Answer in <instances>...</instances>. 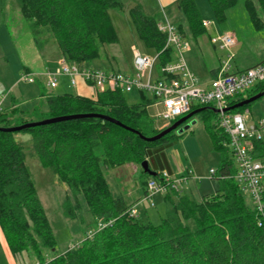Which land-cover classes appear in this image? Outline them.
Listing matches in <instances>:
<instances>
[{
	"label": "trees",
	"instance_id": "obj_1",
	"mask_svg": "<svg viewBox=\"0 0 264 264\" xmlns=\"http://www.w3.org/2000/svg\"><path fill=\"white\" fill-rule=\"evenodd\" d=\"M15 1L29 23L28 29L36 45H41L40 34L49 35L69 62L89 65L99 55L101 45L118 39L109 10L120 9L124 0ZM207 1L215 21L220 24L226 20V10L237 0ZM257 2L264 11V0ZM3 4L0 0V17ZM176 4L191 34H205L195 1L176 0ZM129 16L146 48L160 52L166 35L158 29L155 16L146 15L139 4L129 9ZM248 18L255 29L263 27L251 4ZM175 28L180 34L181 25ZM172 50L166 47L159 53L158 66L170 61ZM262 90L264 81L257 82L227 98L226 105L231 107ZM41 96L47 107L45 114L37 111L38 105L27 112L12 104L8 109H0V127L61 115L98 113L146 137L163 129L155 126L149 117L147 108L151 99L145 93H140L138 103H128L119 90H105L96 98L73 92L43 91ZM252 102L226 111L241 113ZM200 107L205 109L196 114L201 115L214 148L221 152L212 176L219 187L200 200L185 193L172 199L167 191L164 200L170 201L171 206L157 224L129 215L131 204L122 196H112L104 168H116L125 163L141 167L148 155L176 136L174 130L149 141L100 117L64 120L18 131L0 130V228L10 253L16 255L30 249L36 255L35 264H264V189L261 212L244 203L240 187L233 178L236 168L228 158L229 148L223 145L227 136L216 125L218 114L210 105ZM196 108L199 107L192 110ZM214 117L216 121L212 124ZM16 133L29 134L30 142L18 141ZM156 145L160 146L156 148ZM152 148L154 151L150 150ZM253 156L264 161V138L254 140ZM26 157L37 158L74 196L75 205L69 197L63 203L66 217H77L78 195L83 196L91 215L93 233L86 234L81 242L61 254L51 257L46 254V250L55 248L56 240L37 196ZM141 174L147 179L152 177L142 168ZM157 176L158 171L153 177ZM143 182L145 192L147 180ZM189 219L194 222L193 228L186 223ZM98 220L105 224L102 228H97Z\"/></svg>",
	"mask_w": 264,
	"mask_h": 264
},
{
	"label": "rangeland",
	"instance_id": "obj_2",
	"mask_svg": "<svg viewBox=\"0 0 264 264\" xmlns=\"http://www.w3.org/2000/svg\"><path fill=\"white\" fill-rule=\"evenodd\" d=\"M194 1L199 16L210 23L208 27H205L206 33L199 36L191 34L185 19L177 8L176 1L170 4H161L158 0H124L120 9L109 10L110 19L118 37L117 41L101 45L99 55L92 59L89 65L103 70L132 74L134 71L132 55L134 49L139 50L143 54L151 55L154 53L153 50L146 48L142 40H140L131 22L129 9L135 4H139L146 15L155 16L158 22L164 23L165 18H167L174 26L177 24L181 25V33L178 34L187 45L183 57L189 69L194 72L199 80L209 76L210 70L217 64L218 58L221 60L226 58L225 52L218 49L210 40V34L218 33L221 30L232 31L236 40L234 46L239 44L238 52L229 61L230 66L235 64L238 67H246L264 57V11L259 7L257 0H237L235 5L226 10V20L220 24L215 21L207 0ZM3 2L2 17H0V96L1 92H7L9 94L8 97L14 95L17 98L28 100L35 94L33 83L18 79L22 77V74H32L36 80L37 76L26 70L22 74L20 73L18 53L15 51L14 45H18V48H23L24 39L28 36L29 46L39 53L42 59L47 60L59 56L57 58L59 63L64 57H62L56 43L49 35L40 34L38 38L41 41V45L37 46L31 31L28 29L29 23L22 16L16 1L3 0ZM249 3L254 6L263 23V27L260 29H255L249 21ZM13 28L21 36L20 39H13L9 36L7 29L13 31ZM11 35L12 37L14 36L13 33ZM171 48L173 50L170 52L169 60L177 58L179 53L176 48ZM52 70L44 71L45 80L48 73ZM65 79L67 78L59 76L58 80L64 81ZM36 80L35 83L37 82ZM2 82H5V84ZM66 83L68 84L65 80ZM60 85L58 87L55 86L56 88L48 87L45 93L63 92L64 89ZM90 86L93 87V92L89 97L96 98L100 92L105 91L92 85ZM74 87L76 86L68 85L67 92L74 93L76 91ZM123 95L128 103L140 102V93L125 92ZM145 96L149 98L150 94L146 93ZM7 102L4 101L2 106L7 104ZM44 103L43 97V100L37 104V111L40 114H45L47 111ZM23 106L20 107L18 105L19 109L26 111L25 105ZM159 109L160 107L154 106L147 108L149 117L155 126H159L162 123V118L157 117ZM31 110L28 108L27 112ZM243 114L249 117L250 122L264 116V96L247 106ZM26 116L28 117V115ZM216 119L215 117L211 119L212 124ZM191 120H194V123L188 129L179 133V128H176L174 130V135L176 136L172 137L166 146L145 158L152 170L155 169L158 172L163 170L169 172L168 170H170V177H181L186 175L188 168L192 169L193 178H189V181L183 182V184L177 183L178 190H169L172 199H176L177 195L185 193L200 200L203 195L213 194L219 187L218 181L211 176L209 170L217 169L221 152L214 148L211 137L204 127L201 115H194L188 122ZM15 138L24 144L30 142V135L27 133H16ZM159 146L156 145L155 147ZM154 149L150 150L154 151ZM227 154L235 166L230 149H228ZM25 162L34 180L37 196L56 240L55 248L46 250V254L50 257L61 254L69 247L81 242L86 234L89 236V232L93 233L91 215L87 209L86 202L83 196L78 195L80 206L75 209L77 217L73 219L66 217L63 207L65 199L69 197L72 205H75V198L74 196L72 197L67 186L60 183L48 168L41 165L37 158L26 157ZM104 174L112 196H122L127 204L132 205L139 200L136 206L134 205L136 218L139 221L157 224L171 206L170 201L164 200V193L156 192L152 194L150 200L144 198L145 192H143L142 185L145 183L143 181L148 179L142 176L139 164L125 163L116 168H104ZM242 199L247 206L252 207L251 199L247 192L242 193ZM186 223L190 228L194 227L193 220L189 219ZM0 237H2L3 243L6 244L1 228ZM36 260V255L30 249L20 254H11L10 260L8 258L5 259L0 254V264H35Z\"/></svg>",
	"mask_w": 264,
	"mask_h": 264
},
{
	"label": "built area",
	"instance_id": "obj_3",
	"mask_svg": "<svg viewBox=\"0 0 264 264\" xmlns=\"http://www.w3.org/2000/svg\"><path fill=\"white\" fill-rule=\"evenodd\" d=\"M209 24V21L202 20L204 27H208ZM157 27L166 35V43L162 50L166 47L176 48L179 52L177 58L158 66L159 53L162 50L149 55L134 49L132 74L103 70L63 59L48 73L45 86L55 87L59 76H66L71 86H76L78 80H81L101 90L148 93L151 99L148 107H160L157 112V117L162 118L160 127L170 125L180 116L190 112L193 107L212 106L218 110L216 125L227 136L223 145L230 149L235 163L236 171L233 178L241 192L249 194L252 208L261 212L264 161L253 156V141L264 138V116L250 122L249 117L243 112L230 113L224 109L227 107V98L250 88L257 82L264 81V59L243 70L232 71L229 61L236 43L235 36L232 31H219L212 35L210 40L227 51L226 58L221 61L208 84L203 86L183 57L187 45L175 26L165 18L164 23H157ZM20 79L29 83H35L36 80L32 74H22ZM1 103L2 101H0V109ZM209 172L213 176L215 169H210ZM189 178H193V171L190 168L187 169L186 175L177 178L170 177L167 171H160L156 178H148L144 198L150 200L152 194L156 192L178 190L177 183L188 182ZM129 215H136L133 206L129 209ZM104 225L101 221H97V228H102ZM88 234L90 235L91 232Z\"/></svg>",
	"mask_w": 264,
	"mask_h": 264
},
{
	"label": "crops",
	"instance_id": "obj_4",
	"mask_svg": "<svg viewBox=\"0 0 264 264\" xmlns=\"http://www.w3.org/2000/svg\"><path fill=\"white\" fill-rule=\"evenodd\" d=\"M173 1H176V0H158V2H160L161 4H170ZM7 30L9 32V36L11 38H13V39L16 38L17 40L20 39L21 36L17 34V32L14 28H13V31H10L11 28H10V30L9 29H7ZM221 31H224V30H221ZM12 33L14 34L13 37L11 35ZM212 35H214V34H210V38ZM28 41H29V38H28V36H26L24 39L23 48H18V45H14V48H16L15 51L18 53V59H19V64H20L19 66L21 68L20 73L22 74L26 70V71H29L30 73H33L37 76V80H36L37 82L33 83V84L31 83L34 87V93L35 94H33V96L30 97V99L26 100L23 98H17L14 95H10L8 97L9 94L7 92H1V96H0V101H2L1 106H2L4 101H8L7 104L2 106L3 109L4 108L8 109L12 104H15V105H19L20 107H24L23 105H25L26 111L28 110V108H29V110H31L35 105L38 104V102L43 100V96H41V93L43 91L48 90V87L45 86V76L43 75L44 71H46L48 69L52 70L58 65L57 63H58L59 59L57 60V58L59 56H57L55 58L47 59V60L42 59L41 56L39 55V53H37L34 49H32L29 46ZM217 48L220 50H223L225 52V54L227 53V51L225 49H221L218 46H217ZM238 49H239V44L237 46L233 47V54H232V57L230 58V60L238 52ZM263 59H264V57L261 60L254 62V63H252L246 67H238L237 65L234 64V66H231L230 69L232 71H240V70H243L245 68H248L250 66L255 65L256 63L262 61ZM221 61L222 60L220 58H218V62L213 68H211L209 76L207 78H204V79H200V80L198 79L199 83H201L203 86H206L208 84V82L210 81V79L215 75V72H216L217 68L220 66ZM64 77L67 78L66 76H64ZM67 79H65L66 82H68ZM18 80H20V77ZM65 80L64 81L61 80L62 83L60 80H58V84L56 86V87H58L61 84L60 86L64 89L63 92H67V88L69 85V82H68V84L67 83L65 84ZM2 83L5 84V82H2ZM74 88L76 90L74 93L84 95V96H89L93 92V87H91L89 84H87L81 80L78 81V84ZM29 103H30V106H29ZM45 106L46 105L44 103V107ZM160 125L157 127H160ZM168 171L170 172V170H168ZM143 192H144V190H143ZM138 202H139V200L135 204H133V205L131 204V207L132 206L135 207ZM0 254H2L5 259L8 258L10 260V258H11V254L8 250L7 245L5 243H3L2 237H0Z\"/></svg>",
	"mask_w": 264,
	"mask_h": 264
},
{
	"label": "water",
	"instance_id": "obj_5",
	"mask_svg": "<svg viewBox=\"0 0 264 264\" xmlns=\"http://www.w3.org/2000/svg\"><path fill=\"white\" fill-rule=\"evenodd\" d=\"M264 95V90L259 91L258 93L243 99L242 101H239L238 103L234 104L231 107H226L224 110H228L231 109L233 107H240L243 105H246L252 101H255L256 99L262 97ZM205 107H199L196 108L194 110H191L190 112H188L187 114L179 117L177 120H175L174 122H172L170 125L166 126L165 128H163L159 133L150 136V137H146L143 136L142 134H140L138 131L133 130L127 126H125L124 124H122L121 122H119L116 119H113L109 116L106 115H102V114H98V113H82V114H70V115H61V116H56V117H48V118H44L38 121H31V122H27L18 126H13V127H0V130L2 131H18L20 129L23 128H27V127H33V126H37V125H43V124H49V123H54V122H59V121H64V120H71V119H81V118H88V117H100V118H104L112 123H115L119 126H122L126 129L132 130L134 131L136 134H138L140 136V138L145 139V140H156L160 137H162L163 135L167 134L168 132L175 130L176 128L178 129V132L181 133L183 130H186L190 127V125L192 123H194V120H191L190 122H188L187 120L192 119V116L195 115L197 112L204 110ZM215 112H217V109H214ZM185 121H187L186 123H184ZM182 123H184L183 125H181ZM181 125V126H180ZM141 168L143 169V172L146 173L149 176H156V171L152 170L149 165H148V161L146 159H144L141 162Z\"/></svg>",
	"mask_w": 264,
	"mask_h": 264
},
{
	"label": "flooded vegetation",
	"instance_id": "obj_6",
	"mask_svg": "<svg viewBox=\"0 0 264 264\" xmlns=\"http://www.w3.org/2000/svg\"><path fill=\"white\" fill-rule=\"evenodd\" d=\"M188 120H189V119H188ZM188 120H187V121H188ZM187 121H185L184 123H186ZM184 123H182L181 125H183ZM181 125H180V126H181Z\"/></svg>",
	"mask_w": 264,
	"mask_h": 264
}]
</instances>
